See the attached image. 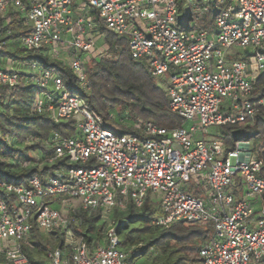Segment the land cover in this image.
Instances as JSON below:
<instances>
[{"label": "clouds", "instance_id": "clouds-1", "mask_svg": "<svg viewBox=\"0 0 264 264\" xmlns=\"http://www.w3.org/2000/svg\"><path fill=\"white\" fill-rule=\"evenodd\" d=\"M0 264H264V0H0Z\"/></svg>", "mask_w": 264, "mask_h": 264}, {"label": "trees", "instance_id": "trees-1", "mask_svg": "<svg viewBox=\"0 0 264 264\" xmlns=\"http://www.w3.org/2000/svg\"><path fill=\"white\" fill-rule=\"evenodd\" d=\"M147 245H145V247H146ZM136 251H140V249H137ZM135 254V253H134Z\"/></svg>", "mask_w": 264, "mask_h": 264}]
</instances>
